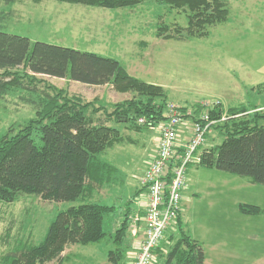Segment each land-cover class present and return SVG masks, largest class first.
Here are the masks:
<instances>
[{
    "label": "rangeland",
    "instance_id": "rangeland-1",
    "mask_svg": "<svg viewBox=\"0 0 264 264\" xmlns=\"http://www.w3.org/2000/svg\"><path fill=\"white\" fill-rule=\"evenodd\" d=\"M225 1L231 11L228 23L210 29L209 37L190 42L156 37L159 27L185 28L188 15L154 2L108 10L49 0H16L14 5H0V32L28 38L33 44L48 43L115 59L134 77L165 88L169 102L192 104L224 99L231 105L262 108L264 91L251 88L264 81V0ZM24 83L31 84L28 80ZM33 84L39 94L48 92V86L53 85L86 102L98 100L111 112L114 105L133 98L112 87H87L66 80L39 77ZM28 93L19 91L0 98V136L36 117L34 108L22 100V96H30ZM136 128L130 122L124 125L125 142L102 156L117 168L111 182L97 188L93 198L115 207L105 218L104 231L108 235L115 234L128 208L133 209L129 205L133 182L142 175L145 160L154 150L156 131ZM189 178L187 211L181 216L183 228L203 244L208 264H229L233 250L247 248L248 253H264V214L241 211L243 205H251L254 197L258 204L254 205L264 209V186L250 190L241 187L244 178L199 167L190 170ZM79 204L80 201L57 203L27 195L12 204H0V256L24 245H39L58 214ZM174 230L177 233L178 226ZM251 231L258 233L253 240L257 243L255 251L247 237ZM71 250V260L64 264H114L119 258L129 259V251L122 252L110 236L101 243L74 246Z\"/></svg>",
    "mask_w": 264,
    "mask_h": 264
},
{
    "label": "trees",
    "instance_id": "trees-1",
    "mask_svg": "<svg viewBox=\"0 0 264 264\" xmlns=\"http://www.w3.org/2000/svg\"><path fill=\"white\" fill-rule=\"evenodd\" d=\"M49 1L108 10L132 9L154 2L187 13L185 28L159 27L156 37L166 41L207 38L210 29L227 24L231 15L225 0ZM15 3L16 0H0V5ZM39 77L94 88L112 87L118 93L132 94L133 98L114 105L111 112L98 100L86 102L81 96H72L53 85L48 86V92L39 94V88L33 84ZM253 89L264 91V85ZM19 91L30 92L22 100L37 115L0 136V204H12L24 195L80 204L58 214L42 243L24 245L0 256V264H61L67 248L98 244L108 236L122 252H128L129 235L135 239L143 235V225H139L138 236L132 229L134 218L142 215L135 203L140 192L136 191L129 200L133 209L128 208L115 234L108 235L104 231L105 218L115 207L102 205L93 198L97 188L111 182L117 168L106 163L102 156L125 142L122 129L128 122L135 124L138 131L146 127L156 130L173 103L185 114L191 111L194 116L190 118L208 111L211 121H215L201 151V163L190 170L215 169L264 186V107L240 103L236 106L224 99L192 104L169 102L165 88L134 77L115 59L48 43L33 44L28 38L0 32V98L17 95ZM213 102L216 104L211 107ZM224 118L227 120L222 122ZM140 119L147 124H139ZM241 211L251 215L263 213L260 207L249 205H243ZM181 216L177 233L172 228L156 250L157 264H205L203 245L185 232ZM119 261L129 262L119 258L113 263Z\"/></svg>",
    "mask_w": 264,
    "mask_h": 264
},
{
    "label": "built area",
    "instance_id": "built-area-1",
    "mask_svg": "<svg viewBox=\"0 0 264 264\" xmlns=\"http://www.w3.org/2000/svg\"><path fill=\"white\" fill-rule=\"evenodd\" d=\"M204 105L209 107L207 103ZM193 116L191 111L185 114L173 103L168 106L164 120L156 125L154 150L144 163L142 175L136 179L140 193L135 203L142 215L134 218L132 229L138 236L139 225H143V235L142 239H135L138 241L129 252L128 264H157L156 250L184 212L189 170L201 163V151L215 124L208 111L190 118ZM139 124L147 122L140 119Z\"/></svg>",
    "mask_w": 264,
    "mask_h": 264
},
{
    "label": "crops",
    "instance_id": "crops-1",
    "mask_svg": "<svg viewBox=\"0 0 264 264\" xmlns=\"http://www.w3.org/2000/svg\"><path fill=\"white\" fill-rule=\"evenodd\" d=\"M252 61V60H251ZM253 62V61H252ZM257 70V69H256ZM264 81L263 80H261V82H259V83H256L257 84V86H261V85H264V83H263ZM210 147V144L208 143V147L207 148H209ZM242 183V186L241 187H246V188H250V190H254V189H257V188H254V187H256L257 185L256 184H252L248 179H246V178H244L243 179V181L241 182ZM133 185H134V192H133V194L131 195L132 197L136 194V191H138V189H137V181H136V183H134L133 182ZM252 188V189H251ZM131 197V198H132ZM130 198V199H131ZM251 200V203H249V204H251V205H254V204H256V205H258L257 203H255V201L254 200H256V197H254V198H251L250 199ZM185 203H186V196H185V200H184V202H183V208H184V211H185V214H186V206H185ZM250 205V206H251ZM133 206H134V204H133ZM255 206V205H254ZM258 207V206H257ZM261 208V207H260ZM262 210H263V213H261V214H259V215H263L264 214V209L263 208H261ZM255 217H258V216H255ZM130 218L132 219L133 218V216L131 215L130 216ZM183 218H184V216L182 217V222H183ZM120 225H121V223H120ZM119 225V226H120ZM247 237L249 238V240L251 241V242H253V240H255L256 238H258V233L257 232H253V231H251L250 233H248L247 234ZM140 239H142V236L138 239V240H140ZM138 240H135V238L132 236V235H129V242H130V249H129V252L130 251H132L133 250V248H134V245H135V242H137ZM201 243V242H200ZM254 243V242H253ZM162 245V244H161ZM203 245V244H202ZM256 245H257V243L255 244H253V251H255V249H256ZM252 247V246H251ZM73 247H71V248H67V250L65 251V253L63 254V257H62V262H61V264H64V262L67 260V261H70L71 259H70V257L72 256L71 254H72V249ZM203 248H204V246H203ZM246 249L247 248H245V249H242V250H237V251H235V250H233V254H234V256H233V259H232V261L231 262H229L228 261V263L229 264H264V253H254V252H252V251H250L249 253L248 252H246ZM250 250H251V248H250ZM204 251H205V264H208V257H207V254H206V250L204 249ZM68 254V256H66Z\"/></svg>",
    "mask_w": 264,
    "mask_h": 264
}]
</instances>
